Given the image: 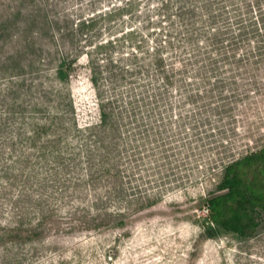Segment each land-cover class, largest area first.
I'll return each mask as SVG.
<instances>
[{
	"label": "rangeland",
	"instance_id": "rangeland-1",
	"mask_svg": "<svg viewBox=\"0 0 264 264\" xmlns=\"http://www.w3.org/2000/svg\"><path fill=\"white\" fill-rule=\"evenodd\" d=\"M90 1L96 9H107L129 0H0V24L20 11L16 26L21 28L36 6L50 20L55 15L77 20L79 10L91 12ZM135 1V10L112 25L120 24L119 29L104 32L105 39L131 28L137 34L112 50L116 67L113 74L104 69L101 92L117 100L118 182L126 195L120 203L126 207L130 201L138 211L122 229L68 231L79 221L68 212L74 198L62 190V183L77 176L75 169L69 163L66 172L33 159L17 183L10 181L11 175L0 176V237L2 225L18 220L17 196L19 206L27 208L25 226L41 219L47 207L52 213L36 237L0 239V264H264V222L251 238H209L205 207V200L218 193L225 166L264 146V59L255 53L258 45L264 46V0ZM53 36L58 33L38 38L36 50L25 52L18 68L4 76L0 72V77L30 80L34 64L46 87L56 84L67 90L76 123L95 124L100 115L85 54L90 51L78 55L69 79L61 84L55 69L72 47ZM14 39L0 41V61ZM53 46L57 53L50 50ZM158 50L161 68L155 64ZM6 83H0V90L7 89ZM57 102L54 98L46 104L55 110ZM5 148L0 173L13 161ZM10 172L21 176V166Z\"/></svg>",
	"mask_w": 264,
	"mask_h": 264
},
{
	"label": "trees",
	"instance_id": "trees-1",
	"mask_svg": "<svg viewBox=\"0 0 264 264\" xmlns=\"http://www.w3.org/2000/svg\"><path fill=\"white\" fill-rule=\"evenodd\" d=\"M94 4L92 1L88 3V6L92 7L89 14L79 10L76 14L77 20H74L72 15L62 17L55 15L50 20V17L36 6L27 12L21 28L16 26L20 11L0 24L2 43L15 38L9 52L0 61V72L3 76L18 68L21 56L25 52L35 51L38 38L46 37L51 31L58 33V36L52 37L53 39L60 38L70 48L72 47L66 51L65 56L62 55L55 69L54 76L61 84L69 79L70 72L80 59L78 55L90 51L85 54L90 64V81L98 99L100 115L99 121L95 124L80 126L76 123L67 90L56 84L46 87L42 80V72L34 64L30 66L32 68L30 80L17 79L15 76L0 77V83L7 82V89L0 90L2 109L0 137L4 141L2 149L7 145L3 152L13 157V161L4 165L0 176L10 179L11 175L10 181L17 183V180L25 175L26 168L32 167L34 160L54 163L66 172L70 168L68 165L72 164L77 176L63 182L62 190L72 194L70 197L74 200L68 212L75 221H79V224H76L77 222L71 224L67 228L68 231L77 228L84 231L105 227L122 229L127 225L125 220L133 212L138 211L132 209L133 204L130 201H127L126 207L120 203L126 195L118 182L121 161L117 146L120 136L115 115L117 100L115 97L105 98L101 92L104 69H109L113 74L116 67L114 56L111 55L112 50L118 48L124 40L135 39L137 34L135 28H131L105 39L104 32L108 30L109 35L117 31L120 24L112 27L116 19L132 13L137 2L129 0L123 6L112 5L107 9H96ZM34 28L38 31L34 32ZM52 43L55 45V42ZM233 46L237 48V43ZM53 47L50 50L57 53V46ZM132 50V57L136 59L134 53L136 50L133 48ZM255 53L264 59V46L258 45ZM154 54L157 56L155 64L161 68L163 61L160 55L158 56L159 50ZM74 57L75 60H72ZM253 64L257 63L250 66ZM121 71L125 72L124 69ZM137 72L135 70L130 74ZM37 95L41 98L39 99ZM54 98L58 101L55 110L46 104L54 101ZM11 164L21 166V176L10 172V168L13 167L9 166ZM105 181L107 186L101 184ZM86 186L89 187L88 190H84ZM218 189V193L205 200L210 222L206 228L208 237L212 238L219 234L241 238L253 237L264 222V146L228 163ZM23 196L28 201L32 200L31 196ZM18 197L13 199L14 204H18L16 208L20 213L18 220L13 225L1 226L5 231L0 237L1 241L19 242L36 237L40 234L43 222L52 213V209L47 207L43 209L41 219L25 226V221H29L27 208L19 206L22 201L18 200ZM159 199L148 203L155 206ZM35 202L42 205L40 200Z\"/></svg>",
	"mask_w": 264,
	"mask_h": 264
}]
</instances>
